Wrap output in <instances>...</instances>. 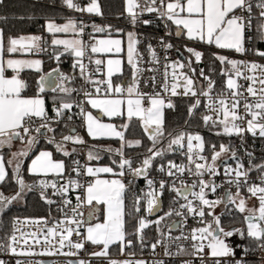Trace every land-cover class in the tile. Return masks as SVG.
Segmentation results:
<instances>
[{"label":"snow or ice","instance_id":"obj_1","mask_svg":"<svg viewBox=\"0 0 264 264\" xmlns=\"http://www.w3.org/2000/svg\"><path fill=\"white\" fill-rule=\"evenodd\" d=\"M3 3L0 0V5ZM62 3L81 16L104 15L100 0H86V3L62 0ZM145 14L153 18L143 19ZM121 15L133 27L151 25L154 21L163 24L165 35L153 37L156 45L151 41L146 43L147 61L135 31L125 33L111 25L89 26L75 17H66L64 23H57L54 18L46 20L43 27L51 37L50 42L42 35L30 34L8 37L5 44L4 31L0 29V150L11 149L16 143L21 145L7 161L0 151V185L14 181L17 186L11 196L0 191V213L23 199L27 192L38 191L42 201L50 206L55 204L62 214L61 219H53L51 226L44 217L23 221L17 218L11 234L0 241V251L12 256L76 257L90 244L99 249L90 253L93 257H109L114 245L123 255L134 246V240L129 238L133 236L143 251L145 230L155 225L165 238L151 244L153 252L158 245H163L165 256H192L199 264H248L236 257L238 249L245 256L255 249L264 253V164L250 163L245 168L237 151L223 143L218 149L215 144L211 145L209 158L204 155L206 142L199 133L184 129L167 131L165 113L176 108L174 97H186L190 101L187 116H194L203 106L201 120L210 130L215 129L216 135L237 136L241 143L245 133L264 138V64L223 54L227 51L243 56L253 51L246 46L253 39V27L256 38L264 41V0H124ZM88 27L92 31L85 40ZM97 34H103V38ZM173 37L186 42L178 47L171 42ZM187 42L220 50L212 53L213 63L221 66L218 75L224 77L219 88L211 74L214 68L206 73L196 67L203 61L204 52ZM49 48L52 49L49 58L56 61L57 67L46 73L42 59L17 58L39 56ZM172 49L178 53L175 60L169 56ZM254 54L264 59V51L255 49ZM65 55L73 60V74L60 69ZM24 73L38 76L31 95L27 94L29 83L23 78ZM156 73H160L159 80ZM77 78L83 81L82 85L70 86ZM145 87L150 90L145 91ZM49 92L54 93L53 115L48 110ZM74 108L78 111L73 112ZM77 116L87 136L97 143L89 146L75 126L69 127ZM116 119L122 123L116 124ZM134 121L150 141L138 164L126 155L127 149L143 146L141 139L130 140L126 136ZM61 124L67 134L59 128ZM42 140L53 145L54 150L38 148ZM101 140H115L119 147H104L98 143ZM80 147L88 148L84 164L73 158ZM177 151H181L186 162L176 163L171 159L163 162L169 153ZM55 153L62 158L57 159ZM102 153L115 157L111 164H92L103 158ZM225 153H230L229 158L236 161L235 167L226 160L221 161L224 183L229 187L223 196L209 199V193L215 194L224 186L213 178L221 175L217 161ZM25 158L30 160L26 169ZM22 169L35 178L31 184L26 183ZM153 169L162 174L158 182L150 178ZM253 170L260 172L259 183L250 182L249 172ZM137 179L146 181L147 190H133ZM232 186L236 188L235 193L231 191ZM243 189L247 191V198L241 195ZM166 191L172 194L168 210L155 220L148 219L161 211V198ZM249 198H255L258 207H247ZM221 204L229 213L234 207L245 214L246 229H226L222 224L223 214L215 213ZM83 209H87L86 214ZM141 211L147 215H140ZM173 216L179 220L167 225L169 231L165 236L160 225ZM189 219L196 226L188 228ZM17 223L34 225L35 230L24 232L15 227ZM129 224L134 231H128ZM175 229L180 234L173 237L171 232ZM234 236H239L241 241H252L254 249L233 240ZM172 244L176 246L175 252L170 251ZM37 246L41 251H36ZM129 255L136 253L129 252ZM0 264L6 262L0 260ZM15 264L33 262L16 260ZM35 264H45V261ZM67 264L92 262L76 259ZM108 264H165V261L109 259ZM182 264L194 262L184 260Z\"/></svg>","mask_w":264,"mask_h":264},{"label":"trees","instance_id":"obj_2","mask_svg":"<svg viewBox=\"0 0 264 264\" xmlns=\"http://www.w3.org/2000/svg\"><path fill=\"white\" fill-rule=\"evenodd\" d=\"M102 5V10L104 12L101 18L97 20L101 22L103 25H111L114 29L115 28H123L130 27L127 18L122 16L121 13L123 12V4L124 0H100ZM258 15V10L256 13ZM66 17H75L76 15L72 14L68 11V9L63 5L62 0H4V3L0 5V28L4 31L5 41H7L8 37L19 36V35H27V34H37L42 35L45 39L50 42L49 34L44 30V25L46 20L49 18H54L57 23H64ZM144 18L152 19L153 17L149 14H145ZM256 21H253L255 25ZM153 24H157V21H154ZM251 35L253 37L252 40L249 41V47L253 49V51H249L250 54L256 56L254 54L255 49H259L264 51V41L259 40L256 38V30L253 27ZM198 50L204 52V59L199 64L201 68L205 70L206 73H209L212 68L215 69V72H211L214 79L217 81V87H220L223 84L224 77L219 76L218 73L220 71V65L218 62L213 63L212 60V53L217 52L214 47H209L202 44H195ZM50 49L49 54L51 53L52 49ZM49 54L43 55V68L44 72H48L55 67H57V63L55 60L49 58ZM224 54V53H223ZM187 55V54H186ZM73 60L71 57L65 55L62 57V62L60 63V69L62 72L66 74H73L72 69ZM197 67V65H196ZM128 73V70L126 71ZM126 73V74H127ZM23 78H25L29 83L28 95H31L33 89L35 88L34 81L38 79V76L32 73H24L22 74ZM73 87H76V81L73 82ZM54 93L49 92L47 95V104L49 112H52L53 102L52 96ZM75 98V97H74ZM176 108L174 110H166V128L167 131H180L182 129L187 130L188 132L192 133H199L202 134L208 142H215L217 143L219 139L215 134V129L210 130L203 124L201 120V109L192 117L187 116V107L190 103L188 98H174L173 99ZM188 121L186 124L185 121ZM116 124L122 123V120L116 119L114 121ZM75 126L79 131V134L82 135L86 141H88L89 146L93 143H97L96 141H92L90 137L87 136L85 130L81 127V121L79 117H74L73 122L69 125V127ZM59 128L67 134V129L64 128V125H59ZM128 139H141L143 146L140 148H131L126 150V155L133 158L135 162H139L142 159V154L145 152L146 147L150 146V141L147 139V136L142 132V129L136 125L135 121L133 125L128 129L126 133ZM59 139V136H57ZM100 145L107 147L111 145L113 148L119 147V143L115 140H101L98 142ZM165 146L167 141L165 140ZM38 148H46L48 150H54L53 145H48L46 141L42 140L40 145L37 146ZM87 147H80L78 149V153L74 155L73 158L81 159L86 157L87 155ZM7 151L4 153L6 161L8 160ZM102 159L97 162L93 161L92 164H100L106 165L111 164V160L115 157L111 156L109 153H102ZM57 159L62 158L59 153H55ZM68 164L71 163V160L65 158ZM174 160L179 161L181 160V156L179 152L169 153L164 163H167V160ZM29 159L26 158L24 163V168L26 169ZM155 170V169H153ZM22 171H24L22 169ZM9 172L11 173V169L9 168ZM24 178L26 183L31 184L32 181L35 179L26 171H24ZM141 181H136L135 185L133 186V190L139 187ZM17 190V186L15 185L14 181L9 184L0 185V191H2L6 196H11ZM172 194L168 193L167 191L163 195L162 201V208L161 211L149 216L148 219L155 220L157 216H161V214L168 210V199L171 198ZM132 199V196H129V203ZM54 205H48L44 201L40 199L38 191L27 192L21 202H14L9 208H7L3 213H0V240L7 236L13 226V221L17 217H38V216H48L54 210ZM162 214V215H163ZM140 215H147L146 212L141 211ZM243 216L244 214L235 211L233 214L227 215L222 220V224L225 227H234L239 226L243 223ZM135 221L133 220L132 223ZM165 228V221H163L160 225V229L164 232ZM128 231L132 232L134 229L131 227V224L128 225ZM161 235L160 231L156 230V226L152 225L148 229L145 230V241L146 246L143 250L149 248L153 241ZM134 240V246L131 249H126L127 251H134L140 252L141 249L139 247L138 241H136L135 237H129ZM252 242V241H249ZM112 250H119L118 246H112ZM167 264H177L176 262H168ZM248 264H261V261L251 259L248 261Z\"/></svg>","mask_w":264,"mask_h":264},{"label":"built area","instance_id":"obj_3","mask_svg":"<svg viewBox=\"0 0 264 264\" xmlns=\"http://www.w3.org/2000/svg\"><path fill=\"white\" fill-rule=\"evenodd\" d=\"M82 2L86 3V0H82ZM69 12H71L72 14L77 16V19H83L85 21V23H87L89 26L92 24H96V25H103L101 22H99L97 19L101 18L100 16H89L87 14H84L83 16H81L80 13H76L72 10H69ZM144 19H149V18H144ZM132 27L135 32L139 35L142 43L140 45V50L142 52H144L145 55V60L147 61L148 59V54L144 51L145 47H146V43L148 41H151L153 43V45H156V40L153 39V37H160V36H164L165 35V31H164V27L163 24L159 21H157V24H151V25H143V24H138L135 27H133L132 25L130 26ZM92 29L91 27H88L86 29V34L84 36V39L87 40L88 39V33H91ZM252 32V30H251ZM98 35V34H97ZM172 43H174L175 45H177L178 47H181L183 43H185L186 41H182L180 38L178 37H173V39L171 40ZM189 46L194 47V45L196 44L195 42H187ZM247 47H249V42L246 45ZM182 50V48H181ZM159 51V49H158ZM50 49L48 50L47 53H41L42 55L44 54H49ZM225 55H228L232 58H236V59H246L248 61H255L261 64H264V59H261L258 56H254L252 54H250L249 52L246 53L245 55L241 56L240 54H236V53H232V52H223ZM187 53H184V55H186ZM161 55H163L161 53ZM169 56L172 60H175L178 56V53L176 52L175 49L170 50L169 52ZM163 63V61H162ZM150 66L146 64V67ZM197 68H201V66L197 65ZM163 71V69L161 68V72ZM146 75L150 76L152 75V73H146ZM157 75V79L159 80L160 78V73H156ZM127 76V75H126ZM83 81L79 78H77L76 80V87L79 88L82 85ZM219 88V87H217ZM145 91H149L150 89L145 87L144 88ZM75 98H79V97H75ZM174 98H186V97H174ZM173 98V99H174ZM78 111L77 109H73V112ZM201 112L202 114L205 112V109L203 108V106L201 107ZM50 115H53L52 112H49ZM241 126H245L244 123H241ZM205 142H206V151L204 153V155L208 156L210 158L211 156V151H209L208 149H210L212 144H215L217 146V149L219 147V145L221 143L223 144H230L232 149L237 151V154L240 158V161L243 163L245 168H248L250 163L251 165H261L264 164V138H261L259 136L253 137L250 133H245L244 138H243V143H241V139L240 137L237 136H225V135H217V138L219 139V141L217 143L215 142H208L206 140V138L200 134ZM180 156H181V160L179 161H175L176 163H181V162H186L184 159V156L181 154V151H178ZM247 153H251V157H249L247 155ZM230 153H225L221 156L220 160L217 161V164H219V166H221V161L225 160V159H229ZM81 164H84L87 162V156L84 158L79 159ZM139 162H137L136 164H138ZM228 164H230L232 167L236 166V161L235 160H231L229 162H227ZM135 166V165H134ZM219 171L221 172V175L214 177L213 179H215L217 184H223L224 186L222 188H219L217 190V192L215 194L213 193H209V199H216L219 196H223L224 195V191L226 188L229 187V185H227L226 183H224V176H223V167L221 166V169H219ZM259 176H260V172L257 170H253L251 172H249V177H250V182H255V183H259ZM162 177L161 173H158L156 170H152L150 173V178H155V180L158 182ZM130 178V177H129ZM165 179H167V177H164ZM209 177L205 176V179H208ZM136 181H141L139 184L138 188H135L134 191L139 192L140 189H145L147 190L146 187V181L144 179H137ZM33 182V181H32ZM63 182V181H62ZM231 191L233 193L236 192V188L234 186L231 187ZM241 195L245 196L246 198L248 197L247 191L246 189H243L241 191ZM53 199H57L56 197H53ZM163 199V198H161ZM72 200H73V204H75V196H72ZM163 201V200H162ZM168 206L171 203V198L168 199ZM247 203L253 207H258V201L255 198H249L247 199ZM54 210L53 212L50 213V215L48 216H38V217H17L19 218V220L23 221L26 218H32V219H36V218H48L49 220V226H51L53 219H61L62 218V214L60 212L57 211V206L54 204ZM65 211H67V209H65ZM83 211L85 212V214L87 213V209H83ZM235 208L232 207L231 208V212L229 213L228 211H226L225 209V205L221 204L219 205L216 209H215V213L216 214H223L222 215V220L227 217V215L233 214L235 212ZM245 215V214H244ZM16 218V219H17ZM15 219V220H16ZM173 220H179V217H169L165 220V228H164V234L165 236H167L168 234V227L167 225L171 224V222ZM245 224V228H246V223L243 222ZM192 226H196L194 224V221L192 219L188 220V228H191ZM15 227L20 228L22 231L24 232H28V231H34L35 230V226L34 225H24L21 223H17L15 225ZM225 227V226H224ZM236 228H243L241 225L239 226H234ZM234 227H225L226 229H231ZM13 229V226H12ZM12 232V230H11ZM11 232L8 234L10 235ZM180 234V231L178 229H175L171 232V236L175 237L178 236ZM7 235V236H8ZM17 235L19 236L20 233H17ZM5 236L4 238H2L0 241H3L6 239ZM165 237L163 236H158L153 243L156 242L157 239H164ZM73 239L76 240L77 242H79V238L76 236H73ZM235 241H238L240 243L245 244L246 246L253 248L254 249V243L253 242H249V240H244L241 241L239 236H234L232 238ZM139 244V242H138ZM86 251L82 250L80 251L79 255L76 257H72V256H64V255H55V256H31V257H25V256H12L9 253H6L4 251H0V260H4L6 262V264H15L16 260H22V261H32L33 264H35L36 261H45V264H67V262L69 260H76V259H85V260H89L92 262V264H108V260L109 259H115V260H124V259H144L148 262H151L152 260H157V259H163L165 261V264H167L168 262H176L177 264H182V261L184 260H192L194 262V264H199V261L196 257H192V256H172V257H168L164 255V247L163 245H158V247L156 248L155 252L152 251L151 246L143 251L140 252H135L136 255L135 256H130L129 252L130 251H125V253L123 255L120 254L119 250H112L110 249V255L109 257H93L90 255L91 252L93 251H98L99 249L96 248L93 245L90 244H86L85 245ZM190 250V249H189ZM36 251L39 252L41 251L40 246L36 247ZM64 251H68L67 248L64 249ZM170 251L175 252L176 251V246L175 244H172L170 247ZM134 252V251H131ZM236 257L237 258H243L245 259L247 262L251 259L254 260H258L261 261L262 257H264V253H262L259 249H255L253 251H250L249 254L247 256L244 255V252L240 249L237 250L236 252Z\"/></svg>","mask_w":264,"mask_h":264},{"label":"rangeland","instance_id":"obj_4","mask_svg":"<svg viewBox=\"0 0 264 264\" xmlns=\"http://www.w3.org/2000/svg\"><path fill=\"white\" fill-rule=\"evenodd\" d=\"M119 29H123V28H121V27H119ZM128 31H132V30H130V29H126V30H124V32L126 33V32H128ZM97 37L98 38H103V34H98L97 35ZM21 148V145L19 144V143H16V144H14L13 145V147L11 148V151L9 152V154H8V159H10L11 158V153L12 152H15V151H17V150H19ZM0 151H2V152H4L3 150H0ZM4 154V153H3ZM5 156V155H4ZM6 160V159H5ZM25 160H26V158H25ZM25 160H24V163H25ZM217 166H218V168L219 169H221V166H219V164H217ZM23 199H20V200H17V201H15L16 203L18 202H21ZM247 207H249V208H253V206H251V205H249L248 203H247ZM163 214V213H162ZM161 214V215H162ZM160 216V215H159ZM159 216H157V218L159 217ZM156 218V219H157ZM243 228H245V224L244 223H241L240 224ZM246 229V228H245ZM0 230H1V228H0Z\"/></svg>","mask_w":264,"mask_h":264},{"label":"crops","instance_id":"obj_5","mask_svg":"<svg viewBox=\"0 0 264 264\" xmlns=\"http://www.w3.org/2000/svg\"><path fill=\"white\" fill-rule=\"evenodd\" d=\"M1 29V28H0ZM126 29H130V30H132V31H135L132 27H126L125 29H123V30H126ZM27 35H30V34H27ZM34 35H37V34H34ZM61 38H65V37H63V35L61 34ZM50 40H51V37H50ZM5 44H7V41H5ZM220 51V50H219ZM17 58H40V59H42L43 60V55L42 54H39V56H25V57H17ZM128 70V68H127V65L125 64V75H128V73L126 72ZM127 73V74H126ZM105 122H107V118H105ZM3 153H6V151H7V153H9L10 151H11V149H8V148H5V149H3ZM29 163H30V161H29ZM28 163V164H29ZM112 248V247H111Z\"/></svg>","mask_w":264,"mask_h":264},{"label":"water","instance_id":"obj_6","mask_svg":"<svg viewBox=\"0 0 264 264\" xmlns=\"http://www.w3.org/2000/svg\"><path fill=\"white\" fill-rule=\"evenodd\" d=\"M225 160H226L227 162H229V161H231L232 159L229 158V159H225ZM223 161H224V160H223Z\"/></svg>","mask_w":264,"mask_h":264}]
</instances>
